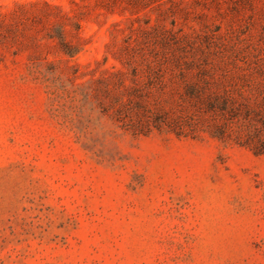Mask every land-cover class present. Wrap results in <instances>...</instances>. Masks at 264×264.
<instances>
[{"label": "rangeland", "instance_id": "374dc122", "mask_svg": "<svg viewBox=\"0 0 264 264\" xmlns=\"http://www.w3.org/2000/svg\"><path fill=\"white\" fill-rule=\"evenodd\" d=\"M163 44L264 66V0H0V264H264V155L93 95Z\"/></svg>", "mask_w": 264, "mask_h": 264}, {"label": "trees", "instance_id": "16d2710c", "mask_svg": "<svg viewBox=\"0 0 264 264\" xmlns=\"http://www.w3.org/2000/svg\"><path fill=\"white\" fill-rule=\"evenodd\" d=\"M49 38L58 39L69 57L80 52L62 30ZM150 53L140 63L123 62L122 69H107L108 76L90 80L105 112L118 106L116 119L124 130L136 136L208 133L264 155V66L202 64L194 51L180 45L163 44L161 51Z\"/></svg>", "mask_w": 264, "mask_h": 264}]
</instances>
